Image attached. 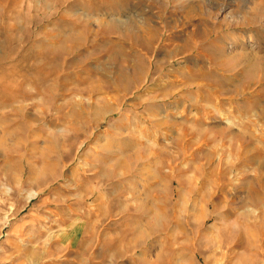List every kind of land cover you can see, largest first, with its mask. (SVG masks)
Returning <instances> with one entry per match:
<instances>
[{"label":"rangeland","instance_id":"rangeland-1","mask_svg":"<svg viewBox=\"0 0 264 264\" xmlns=\"http://www.w3.org/2000/svg\"><path fill=\"white\" fill-rule=\"evenodd\" d=\"M0 264H264V0H0Z\"/></svg>","mask_w":264,"mask_h":264},{"label":"bare ground","instance_id":"bare-ground-1","mask_svg":"<svg viewBox=\"0 0 264 264\" xmlns=\"http://www.w3.org/2000/svg\"><path fill=\"white\" fill-rule=\"evenodd\" d=\"M213 230H215V228Z\"/></svg>","mask_w":264,"mask_h":264}]
</instances>
